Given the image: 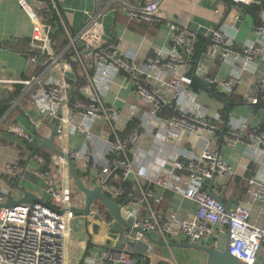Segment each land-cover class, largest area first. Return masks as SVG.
Instances as JSON below:
<instances>
[{
    "label": "built area",
    "instance_id": "built-area-1",
    "mask_svg": "<svg viewBox=\"0 0 264 264\" xmlns=\"http://www.w3.org/2000/svg\"><path fill=\"white\" fill-rule=\"evenodd\" d=\"M96 3L102 0H95ZM164 0H144L134 5L130 0H106L102 10L90 15L87 23L75 34H70L69 43L62 52L54 49L51 40V26L44 22L35 5L22 0V6L32 23L31 46L38 51L29 58L31 63L42 64L44 71L30 79L16 80L30 88L38 85L32 100L45 102L59 109L56 133L63 138L62 164L67 169L66 156L69 155L79 172L91 175L95 187H100L112 199L119 196V190L111 185V180L120 173L124 180L132 175L136 183L119 205L126 210V220L132 222L121 235L111 233L113 219L97 216L90 208L86 217L93 230L105 229V241L98 252L86 254L80 264H146L153 253V244L145 235L157 232L165 242L182 236L188 242L220 248V238L229 239V252L249 264H264V226L250 222L253 202L261 204L264 211V129L256 127L248 130V122L230 121L224 136L225 142L235 145L245 143V154L259 165V170L248 179L251 201L238 204L229 211L225 205L210 194L207 187L214 182L216 175L231 176L233 171L222 159L218 148L207 146L193 158L174 157L170 167L149 181L164 190L181 194L196 206L195 212L182 218L178 214L162 217L153 209L152 201H159L151 189H144L140 177L133 166L131 154L133 146L140 140V125L129 127L124 136L114 128L119 112L106 105L95 83L94 68L103 64L106 69L118 70L126 74L134 84V94L140 102L151 106V117L165 123L167 136L178 139L183 132L215 134L222 120L220 112L195 114L186 102L194 101L196 91L192 89L197 73L204 71L202 79L210 88L234 94L244 77L252 76L247 103L257 105L263 91L264 77L260 73L259 60H264V15L255 27L257 38L237 42L235 22L239 15L222 19L217 26L202 34L206 47L198 54L193 75L186 74L193 61L195 45L199 34L189 25L167 20L171 28L172 48H156L144 62L137 60L138 54L123 53L114 42L105 40L101 20L106 11L122 12L130 22H147L152 25L164 23L166 18L161 11ZM236 9L259 7L264 11V0H232ZM204 56L210 61L205 63ZM216 60L231 65L226 77L210 73ZM206 65V66H205ZM72 74V77L67 76ZM160 73V74H158ZM88 88L86 99L79 97V90ZM86 93V90H84ZM16 104V101L14 102ZM71 109L84 119L104 118L110 125L113 140L108 151L109 159L97 172L92 171L91 155L88 150L67 148L66 138L72 127L69 115ZM134 112V106L130 108ZM38 127V125H37ZM10 132L31 141V135L19 126L8 128ZM87 136L84 128L77 130ZM89 135V134H88ZM165 138L161 140L164 143ZM8 172L18 174L16 165H9ZM66 178L51 183L50 201L23 203L9 208H0V264H70L69 252L71 233L76 212L72 211V187ZM7 192L0 187V202ZM94 204V203H93ZM142 210L145 215H142ZM108 241V242H107ZM138 243L147 248L141 252ZM122 244V247L120 245ZM138 255L141 262H138Z\"/></svg>",
    "mask_w": 264,
    "mask_h": 264
},
{
    "label": "crops",
    "instance_id": "crops-1",
    "mask_svg": "<svg viewBox=\"0 0 264 264\" xmlns=\"http://www.w3.org/2000/svg\"><path fill=\"white\" fill-rule=\"evenodd\" d=\"M24 1L35 5V8L43 7L44 3L48 1L51 4L62 27L58 39L54 42L57 52H62L69 43L67 30L70 34H75L87 23L90 15L102 10L106 4V0L98 3L95 0ZM21 2L22 0H0V187L7 192L5 200L0 204L8 202L12 198H20L23 196V191L31 192L42 200L50 201L52 185L48 183L51 182L55 185V182L65 179L66 172L71 181V187L75 186L68 165L65 169L60 155L56 152V150L61 151L64 145L63 138H60L56 133L59 109L45 102L32 100V95L37 90L38 85L28 88L24 84L15 83L16 80L39 76L44 71L42 64L31 63L27 52H25L28 40L32 35V23ZM130 2L134 5H140L144 0H130ZM160 9L166 20L159 25H152L147 22H130L122 12L106 11L101 17L105 40L116 43L123 53L136 52L138 54L137 60L142 64L146 56L154 49L172 48L169 20L174 19L179 24L189 25L193 31L199 34L193 61L186 71V74L191 76L194 74L193 70L198 54L207 45L206 40L202 37L204 32L217 26L222 19L227 17V19H231L233 16L239 15V19L241 17L239 26H236L239 20L235 22L237 42L254 40L257 38L255 27L264 15V11L259 7L236 9L234 4L229 5V0H164ZM192 24L194 25L193 28ZM57 29L58 27H51V33L57 32ZM201 44V49L196 54L198 45ZM258 66L264 77V60H259ZM230 71L231 65L220 60H216L210 67V73L219 77L228 76ZM94 77L103 102L119 112L113 122L116 132L124 136L129 125L130 127L135 124L140 125V140L133 146L134 152L131 157L135 171L146 176L145 178L140 177L141 185L144 189H151L155 197L159 199V201H152L153 209L158 215L169 217L171 214H178L182 218H186L188 214L195 212L196 206L181 194L164 190L149 181L148 178H154L160 172L167 170L175 156L190 159L201 154L207 146L218 148L222 159L233 171L231 176L216 175L214 182L212 181L208 185L207 190L211 189L212 193L221 198L225 204L231 203L233 207L251 201L248 192V179L259 170V165L251 161L245 154L244 141L229 145L225 142L224 137L222 139L221 131L226 120V106L220 99L206 90L199 81L202 89L196 90V98L194 101L186 102V105L195 114L206 115L220 112L222 120L218 122L219 129L215 134L183 132L178 139H174L166 137L167 128L164 122L151 117V106L140 102L136 97L133 81L126 74L118 70L106 69L103 64H97L94 68ZM251 80L252 76L246 75L237 91L231 94L235 105H231V102L223 97V95H230L213 89L218 94H223L221 96L229 102L225 134L230 121L241 123L247 120L248 130L264 127V85L263 91L260 93L263 97L261 105H253L244 101ZM16 84L23 86L21 95L17 97H15L17 95L15 93ZM84 90L78 91L79 97L83 100L86 99V94L89 91L87 87ZM27 96L29 99L23 100L19 109L20 112L15 111L20 101ZM131 106H134V112L130 114ZM69 115L72 119V127L66 138L67 148L69 150H88L91 155L92 171L97 172L108 163V151L113 140L110 125L104 118L84 119L73 109ZM12 126H19L30 134L31 141L10 132L8 128ZM79 128H84L89 135L79 133L77 131ZM163 138H165L164 143L161 142ZM50 139H52V144L56 150L46 144V141ZM13 164L19 168L18 174L8 172V166ZM90 176L85 174L84 178H80L85 186L94 189L96 187ZM17 180H19L20 188L14 184ZM127 181L136 183L132 175L128 176ZM228 188L231 189L230 192ZM93 205L91 204L90 208ZM75 207L80 209L85 207L84 194L83 198L78 199ZM76 213L82 219L88 235L82 243L83 256L91 252H98L101 249V244L105 241V229L93 230L90 222L87 221V214ZM142 215H145L143 210ZM101 217L114 220L111 225V233L113 234L121 235L127 229L121 225L123 228L121 232L114 231L112 226L116 223V219L107 209ZM250 222L264 226V211L261 210L260 202H253ZM150 236L156 241H163L157 232L150 234ZM71 239L70 264H80L82 258L76 260L73 257L79 252L75 248L76 243L73 240V227ZM220 239V248L223 249L227 241L226 235L221 236ZM89 241L91 243H88ZM169 242L181 244L188 241L179 236ZM169 242H165L166 244L152 242L153 253L148 257L150 259L149 264L206 263L208 255L205 252L190 247L167 245ZM207 244L209 241L203 245L207 246ZM165 249L170 257L165 255ZM138 262H141L139 255Z\"/></svg>",
    "mask_w": 264,
    "mask_h": 264
},
{
    "label": "water",
    "instance_id": "water-1",
    "mask_svg": "<svg viewBox=\"0 0 264 264\" xmlns=\"http://www.w3.org/2000/svg\"><path fill=\"white\" fill-rule=\"evenodd\" d=\"M232 4H234V2L232 0H229V5H232ZM240 19H241V17H240ZM240 19L236 23V26H239ZM191 26H192V28L194 27L193 24ZM203 61L205 63H207L210 61V58L208 56H204ZM203 74H204V71L198 72L196 79L204 86V88L206 90H208L210 93L215 95L218 99H220L225 104L226 109H227L226 110V116H225L226 120H225L224 126H223L222 131H221V135H222V139H223V137L225 135V128H226V124H227L228 112H229V107H230L229 102L226 99H224L220 94L215 92L212 88H210V86L202 79ZM67 76L72 77V74L67 73ZM222 139H221V143H222ZM46 144L49 147H51L52 149L56 150L54 148V145L52 144V139L47 140ZM56 152L60 155H63L60 150H56ZM66 162L68 165V170H69L70 176H71L75 186L78 187V189L84 194V197H85V207L83 209H80V208H77L74 206L71 208L72 211L83 212L84 214H88L91 204H93L94 201L98 200L100 203H102L104 205V207L107 209V211L116 219V223L112 226V229L114 231L121 232L123 230L121 225H124L126 228H129L130 227L129 223L132 222V219L131 218L128 219L129 223L124 221V217H126V215H127L126 210L123 209L108 194L103 192L100 187H96L94 189H91V188H88L87 186H85L84 183L82 182L81 178H80V175H79V172L76 168V165L74 164L72 158L69 155L66 156ZM14 184L16 187L20 188L19 180H17ZM208 191L210 194H213L211 189H209ZM215 197H217L225 205L226 211H229L230 208H233L231 203H229L227 205L217 195H215ZM34 202H44V200L40 199L39 197H37L35 194H33L31 192L23 191V196H21L18 199L12 198L8 202L0 204V208H9V207H13V206L18 205V204L34 203ZM145 235L147 236V238L151 242L158 243V244H166L163 241H156L155 239H153L150 236V234H148L146 232H145ZM88 243H91V241H89ZM167 245L190 247V248H195V249L201 250L208 255V258H207V261L205 264H249V263H246V262H244V261H242V260H240V259H238L235 256L230 254V252H229V239H227L225 247L223 249H218V248L206 246V245L199 243L198 241L181 243V244L169 242V243H167ZM120 247H122V244L120 245ZM136 248L138 250H140L141 252H145L147 246L145 243H138L136 245ZM149 263H150V259L147 258L146 264H149Z\"/></svg>",
    "mask_w": 264,
    "mask_h": 264
},
{
    "label": "trees",
    "instance_id": "trees-1",
    "mask_svg": "<svg viewBox=\"0 0 264 264\" xmlns=\"http://www.w3.org/2000/svg\"><path fill=\"white\" fill-rule=\"evenodd\" d=\"M254 7H256V6H254ZM35 9L38 12V14L43 18L44 22H46L47 24H50L51 27H58L57 32H55V33L52 32L51 33V40H52V43H53V46H54V49H55L54 42L58 39V37H59L58 34H60L61 31H62L61 23H60L58 17L56 16L57 14L55 13V11L52 8V6L49 3V1L44 3L43 7H41V8L36 7ZM244 9H248V8H244ZM201 46H202V44L200 46L198 45L196 54L199 53V51L201 49ZM25 52H27V55H28L29 58L31 56L36 55L38 53V51L31 46V38L28 40ZM192 87H193V89L195 91L202 89L201 84L198 82V80L196 78H194ZM213 89L215 90L214 87H213ZM22 90H23V86L20 85V84H16L15 85V91H16L15 93L17 95L15 97L20 96L21 93H22ZM221 95H223V94H221ZM223 97L226 98L228 101H230L231 105H235V101L233 100V95H230V96L223 95ZM25 99H29V96L23 98L20 101V104H18V106H17L18 110L16 109L15 111L20 112V110H19L20 106H21V104H23V100H25ZM262 99H263V97H262V95H260V99H259L258 105H261V103H262L261 100ZM129 127H130V125H129ZM261 129H264V127H261ZM80 177L84 178L85 177V173L80 172ZM111 185L116 187L119 190V192H120L119 196L114 198L115 201H117L118 203H123L124 202L125 197L127 196V193L133 187V183H131L130 181H127V180H123L122 175L120 173L116 174V176L111 180ZM228 191L230 192L231 189L228 188Z\"/></svg>",
    "mask_w": 264,
    "mask_h": 264
},
{
    "label": "rangeland",
    "instance_id": "rangeland-1",
    "mask_svg": "<svg viewBox=\"0 0 264 264\" xmlns=\"http://www.w3.org/2000/svg\"><path fill=\"white\" fill-rule=\"evenodd\" d=\"M79 198H83V194L78 189L77 186H74L72 188V198H71L72 205H76L78 203ZM91 209L96 212V215L98 217H99V215L102 216L104 214V212L106 211V208L104 207V205L98 201H96V203H94V205L92 206ZM74 215L77 216L78 214L76 213ZM87 237H88V235H87V232L85 230L84 223H83L82 219L79 216H77L73 221V240L76 243L75 248H77V250H79V252L73 256L76 260L81 259L83 257V245H82V243L85 239H87ZM155 249H156V246H155ZM165 255H167V257H170V254H168L167 250L165 252Z\"/></svg>",
    "mask_w": 264,
    "mask_h": 264
}]
</instances>
